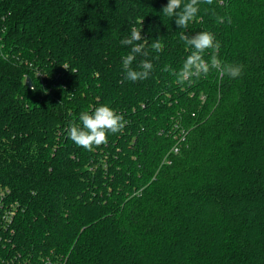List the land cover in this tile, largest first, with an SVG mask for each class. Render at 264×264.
Listing matches in <instances>:
<instances>
[{
    "label": "trees",
    "instance_id": "obj_1",
    "mask_svg": "<svg viewBox=\"0 0 264 264\" xmlns=\"http://www.w3.org/2000/svg\"><path fill=\"white\" fill-rule=\"evenodd\" d=\"M167 3L0 0V264H264V0L201 3L183 30ZM133 27L163 44L136 82ZM182 31L243 74L176 83ZM102 104L127 124L87 151L67 129Z\"/></svg>",
    "mask_w": 264,
    "mask_h": 264
},
{
    "label": "clouds",
    "instance_id": "obj_2",
    "mask_svg": "<svg viewBox=\"0 0 264 264\" xmlns=\"http://www.w3.org/2000/svg\"><path fill=\"white\" fill-rule=\"evenodd\" d=\"M201 3L211 5L213 0H187V2L185 0H168L167 5L162 9V14L169 18L175 17L176 25L182 30L187 29L190 22L196 19ZM216 19L217 23L225 21V17L217 16ZM227 22L231 23V17H227ZM180 39L192 49L191 53L186 57L178 71L169 65H165L163 68V71L169 72L175 77L176 83L180 85L191 84L201 76H207L211 70H216L218 73L233 79L243 74V65L224 63L218 58L217 53L221 45L213 33L201 31L190 37L182 31ZM120 44L130 48V51L122 57L124 80L131 82L146 80L153 69L152 62L148 59L141 60L136 68L132 67L133 62L137 55L148 56V52L145 51L148 46L155 53L162 52L163 44L160 39L149 43L147 39L142 37L141 27H133L130 36L121 39ZM209 49L212 50V55L210 61H206L204 53ZM0 56L7 58V54L3 52H0ZM79 121V125L76 123L69 125L67 137L87 151H93L95 147L106 145L109 134L121 133L127 124L123 115L117 113L107 104H102L91 112H81Z\"/></svg>",
    "mask_w": 264,
    "mask_h": 264
},
{
    "label": "water",
    "instance_id": "obj_3",
    "mask_svg": "<svg viewBox=\"0 0 264 264\" xmlns=\"http://www.w3.org/2000/svg\"><path fill=\"white\" fill-rule=\"evenodd\" d=\"M25 84H26V86L28 87V88H31V82H30V79H26V81H25Z\"/></svg>",
    "mask_w": 264,
    "mask_h": 264
}]
</instances>
